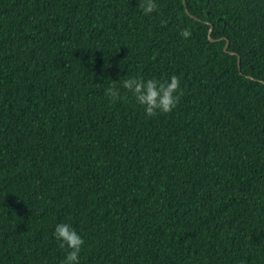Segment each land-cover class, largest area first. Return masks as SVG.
Instances as JSON below:
<instances>
[{"label": "trees", "instance_id": "trees-1", "mask_svg": "<svg viewBox=\"0 0 264 264\" xmlns=\"http://www.w3.org/2000/svg\"><path fill=\"white\" fill-rule=\"evenodd\" d=\"M156 3L0 0V264H264V0Z\"/></svg>", "mask_w": 264, "mask_h": 264}, {"label": "clouds", "instance_id": "clouds-1", "mask_svg": "<svg viewBox=\"0 0 264 264\" xmlns=\"http://www.w3.org/2000/svg\"><path fill=\"white\" fill-rule=\"evenodd\" d=\"M156 0H139V8L145 15H151L157 11ZM162 21V24H166ZM192 33L188 29L181 31L184 39H189ZM115 82V81H114ZM122 87L132 93L136 102L144 108L147 116H156L158 113L170 114L179 104L183 90L180 87V78L172 75L166 80L143 79L131 77L125 79ZM105 95L113 100L126 99L121 97L117 87L106 89ZM54 237L61 249L66 250L63 264H80V253L85 244L81 235L69 224H57Z\"/></svg>", "mask_w": 264, "mask_h": 264}, {"label": "water", "instance_id": "water-1", "mask_svg": "<svg viewBox=\"0 0 264 264\" xmlns=\"http://www.w3.org/2000/svg\"><path fill=\"white\" fill-rule=\"evenodd\" d=\"M184 2H185V0H184ZM192 18H195L194 16H192V15H190ZM213 30H214V27L213 26H211V28H210V35H211V33L213 32ZM210 39L212 40V41H216V40H214V39H212V37L210 36ZM228 48H229V42H227V45H226V47H225V51L226 52H228ZM231 54L232 55H236L235 53H233V52H231ZM238 63H239V69L241 70V59H240V57H238Z\"/></svg>", "mask_w": 264, "mask_h": 264}]
</instances>
